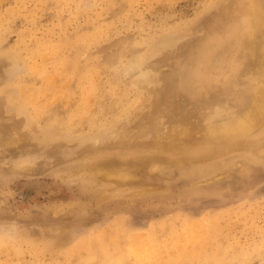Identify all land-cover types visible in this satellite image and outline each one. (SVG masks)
<instances>
[{"label": "rangeland", "instance_id": "rangeland-1", "mask_svg": "<svg viewBox=\"0 0 264 264\" xmlns=\"http://www.w3.org/2000/svg\"><path fill=\"white\" fill-rule=\"evenodd\" d=\"M241 4L0 0V264H264V155L181 164L154 133L115 139L156 120L168 131L174 104L203 128L243 109L222 83L195 99L182 80ZM104 124L114 135L96 145ZM112 151L119 169L148 163L110 182L90 166Z\"/></svg>", "mask_w": 264, "mask_h": 264}, {"label": "bare ground", "instance_id": "bare-ground-1", "mask_svg": "<svg viewBox=\"0 0 264 264\" xmlns=\"http://www.w3.org/2000/svg\"><path fill=\"white\" fill-rule=\"evenodd\" d=\"M239 1L242 3V15L236 16L235 26L210 35L198 47L197 54L190 59L187 70L183 72L184 78L182 80L186 82V87L195 99L207 96L212 88L222 83L223 93L234 95L240 99L245 104L243 109L232 116L211 118L208 125L203 128L205 119H194L190 117V114L179 113L177 110L179 104H174L171 108L172 111L168 113L172 119V125L167 129L168 131H162L156 120L154 126L149 127L144 124L138 129L123 130V134L118 135L115 139L120 142H126L133 138L144 141L145 138L154 133L155 136H158L156 148L165 153L171 152L174 156H180V158L175 156L174 159L181 164L222 156L232 151L241 150V148H247L251 153L256 154V157L257 155H264V134L255 136L258 131L264 133V1ZM214 31L219 30L214 27ZM218 47H225L226 49L221 52L218 51ZM170 81L172 82V78ZM241 85L242 88L238 89ZM181 88L180 85L178 86L173 82L171 89L165 93V97L169 99L170 96L179 93ZM28 97L32 99L34 95L28 93ZM163 114L164 112L161 111V120L164 118ZM93 119L95 118L91 120ZM98 129L92 133L95 144L102 143L106 137L110 138L115 132L111 126L106 124ZM198 133L201 135V139H194ZM48 137L49 140L56 139L52 135ZM13 139L14 142L17 141L14 137ZM148 147L138 148L137 156L141 154L142 149ZM116 148L118 149L116 144L112 145V150L116 151ZM114 151L110 155H106V158L105 153L100 154L98 152L95 155L97 161L90 166L93 174H99L110 182H122L138 171L134 169L141 168V164L146 165L148 163L149 157L142 156L143 159H139L140 164L138 161L136 164L133 159L128 163L130 167L119 169L116 167L117 161L116 157L113 156ZM154 163L157 164V162ZM136 240L138 242V238ZM141 242L144 244L146 241ZM136 245H134L135 249ZM137 246L139 247V245ZM146 254L148 253L146 252ZM153 255L156 256V254Z\"/></svg>", "mask_w": 264, "mask_h": 264}]
</instances>
